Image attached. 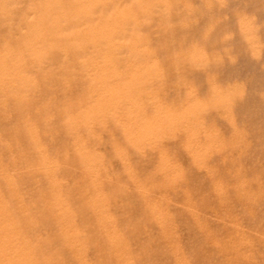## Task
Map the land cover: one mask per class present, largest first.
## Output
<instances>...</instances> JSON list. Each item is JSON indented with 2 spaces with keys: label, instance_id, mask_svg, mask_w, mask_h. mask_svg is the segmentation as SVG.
Returning <instances> with one entry per match:
<instances>
[{
  "label": "rangeland",
  "instance_id": "374dc122",
  "mask_svg": "<svg viewBox=\"0 0 264 264\" xmlns=\"http://www.w3.org/2000/svg\"><path fill=\"white\" fill-rule=\"evenodd\" d=\"M40 1L34 0V4L32 0H0V48L5 40L20 45L24 39H35L38 35L36 38L42 36L43 41L45 38L49 41L55 36L54 22V26L51 23L49 26L33 28L36 20L39 22L47 18L57 20L51 12L49 16L45 15L46 7L49 2L52 3V0ZM74 1H61L69 5L64 4V11H60L57 17L66 18ZM93 1L97 4L95 8L97 14L105 16L107 20L113 15L124 14L121 15L124 16V21L120 29L111 30L110 25L104 26L105 30L102 31L106 34L102 33L104 37L101 43L106 45L113 37L115 48L112 52L115 61L117 65H126L127 72L126 68H123V74L109 75L115 76L116 82L127 84V87L114 94L105 86L102 90L94 91L95 93L92 91V94L88 88L94 82L92 76L94 74H28L35 79L38 86L36 90H40H37L39 96L36 94L27 97L29 102L31 100L35 102V110L34 107L29 110L32 112L31 115L27 112L28 107L18 105L11 97L12 101L8 99L9 96L5 95L6 98L2 93V96L0 94V183L4 184H0V201L3 207L11 212L19 211V207H26L22 221L15 225L14 230L9 228V232L12 233L31 221L32 224L26 230L28 233L26 235L29 237L25 240L28 243L23 241V250L36 255L42 248L44 254L54 257L52 264H264V0H107L105 3L101 0ZM57 3L60 2L53 0V4ZM39 11L41 14L44 13L42 14L44 17H41V14L37 15ZM7 12L8 14L10 12L11 16L7 15ZM93 13L96 14L94 11ZM101 24L105 25L106 22L102 20ZM77 26L72 20L70 23L65 22L63 34H66V38L54 37L57 43L68 46L70 57L74 58L82 53L79 49L76 51L73 48L75 47L73 36L79 31ZM19 28L24 29L21 31ZM45 28L48 30L46 31ZM79 29L81 32L79 31L78 35H87L86 42L83 40V46L89 47L93 41L92 32L85 24ZM73 32L75 33L72 34ZM42 33L49 34L50 38ZM100 34L98 32L99 36ZM27 46L29 45L23 46L25 51L23 47L20 48L22 55H20L21 61L16 65L18 69H26L28 61L33 59V55L30 54L33 50ZM49 52L51 55H58L55 49L51 48ZM132 66L133 69L141 70V74H130ZM150 69H152L150 74H143ZM49 76L71 80V85L76 80L72 85L75 93L72 95L71 108L76 117L79 116V122H82L77 128L75 126L74 128L72 123H68L69 118L65 116L68 102L63 96L67 90L66 85L62 86V83L56 81L49 85L46 82ZM110 92L113 95L109 94ZM89 94L92 99L89 98ZM94 94H97L96 98ZM84 95L86 98L83 97ZM87 97L89 101L95 103H91L89 122L85 123L82 121L84 118L82 113L85 107L84 100H88ZM101 98L104 102L99 101ZM50 103H56L55 107L57 106L56 110H58L48 108L47 112L46 107ZM104 103H107V108ZM109 103L113 105L110 106ZM116 105L117 107H114ZM23 107L26 108V116L30 115L34 120L29 117H24L23 120L26 114ZM109 108L119 109L110 112ZM138 113L140 116L137 117ZM20 115H22L21 123L18 120ZM41 115H44L45 119H42L44 116ZM134 118H137L136 121ZM27 122L30 123V127ZM34 126L37 127L36 130ZM142 126L145 128L143 132ZM147 129L150 136L146 135ZM78 130L81 131L77 132ZM187 133H191L186 137L188 140L185 138ZM11 134L15 135V138ZM193 135L198 138L197 142ZM76 136L83 139L82 146L76 142ZM35 138L40 139L42 143L40 150L35 146ZM192 138L195 140L192 141ZM4 140L6 141L3 144ZM51 140L54 142L51 143ZM157 140L161 141L157 143ZM153 141H156V145H151ZM142 143L148 146L145 147ZM32 146L33 150L30 149ZM83 150L91 152V165L81 160ZM161 151L165 154H161ZM198 151L199 153L196 154ZM41 152L39 160L36 156L38 157ZM51 154L53 155L50 156ZM31 156H33L32 162L29 160ZM45 156H49L52 165L42 168V157ZM55 156L57 158H54ZM166 160H171L176 170L169 165L170 161L167 163ZM24 161L27 163L24 164ZM166 163L168 168L165 166ZM64 164L67 166L64 167ZM14 165L23 169H18ZM158 165H160L159 172L156 170L159 168ZM12 167L18 169L16 175L19 177L15 175V178L16 170H12L14 169ZM155 170L157 172H153ZM151 172H153L152 176ZM157 173L162 175L164 173V180L159 174L163 181H157L159 179ZM62 174L63 176H60ZM30 176L32 179H29ZM37 176L42 178L36 179ZM152 177L155 180L151 182ZM148 181L151 184L148 185ZM40 183L42 186L49 185L43 189ZM36 184L37 187L40 186L39 191L37 190L40 195L38 193V198L34 199ZM19 186L28 188L19 189ZM25 191L34 193V198L30 192L28 193L32 197L27 192L24 193ZM5 193L8 195L5 196ZM55 193L64 199V203L50 210L48 205ZM39 197L45 202H41ZM37 201L39 204H45L44 207L42 205L43 211ZM11 203L14 204L9 205ZM30 203L36 204L33 207L30 205L31 210L28 207ZM153 206L158 208L155 209ZM37 209L41 210L40 214ZM148 209L150 212L147 211ZM26 211L32 215V218H29L30 215L28 216ZM32 211L34 214L38 213L39 217L31 214ZM152 213L165 215L162 216L165 218L164 225L155 224L156 220L153 219L155 216ZM25 215L28 218L24 217ZM42 215L47 219L42 224L44 222L47 224L49 219L52 223L51 225L49 222L50 227L48 224L41 226V228L45 226V231L39 228L41 222H37L44 220H39ZM149 216L153 218L149 219ZM80 219L83 221L80 222ZM52 220L55 223L61 221L56 223L59 229ZM19 224L22 226H18ZM33 224L37 226H32ZM70 224L77 229L75 242H72V237L68 233ZM48 228L56 232L48 234L51 231ZM29 229H34L33 234L36 232V236H32V231L29 233ZM37 233L38 235L43 233L44 240L37 236ZM30 237L36 241L29 240ZM37 237L41 240L38 241ZM55 240L56 243L53 244ZM58 240L63 246L59 245ZM32 241L36 246L32 245ZM46 241L49 242L45 243ZM148 244L150 245L147 246ZM30 246H33L32 250H28ZM44 247L51 251L44 252ZM142 248L146 252L149 250L151 256ZM141 254H144L143 257L139 256Z\"/></svg>",
  "mask_w": 264,
  "mask_h": 264
},
{
  "label": "bare ground",
  "instance_id": "6f19581e",
  "mask_svg": "<svg viewBox=\"0 0 264 264\" xmlns=\"http://www.w3.org/2000/svg\"><path fill=\"white\" fill-rule=\"evenodd\" d=\"M33 2L32 3H34L35 4V2H34V0H32ZM36 1V0H35ZM40 1V0H39ZM55 2H56V0H54ZM58 2H60V3H57V4H53V0H52V3H48V5H47V7H46V16H49V13L51 12V13H53L54 14V17L55 18H57V20H52V19H48L47 17V19H44L43 21H42V19H41V21L39 22V20H36L34 23H33V28H35V27H37L38 26V28H39V26H43V27H45V26H49V24H53V22L56 24H53V26L55 25V29L53 28V26H51L53 29H54V31H53V33H55V38H60V37H64L65 36V38H66V34H63V32H64V30H65V27H64V23L65 22H67V23H70L71 22V20H72V22H75V24H76V26L77 25H79V26H77L78 27V30L81 32V29H79V27L81 26V25H86V27L92 32V38H93V41H92V43L90 44V46L89 47H85V46H83V40H85V42H86V37H87V35L85 34V35H78V34H80L79 33V31H78V33H75V32H73L72 34H74L75 33V35L73 36L74 37V39L75 40H73V44H74V46L75 47H73V48H75V50L77 51V49H79L82 53L78 56V57H70V49L68 48V46L67 45H65V44H63V43H57L56 41V39L54 38V37H51V39L49 40V41H46V38H45V41H43L42 39L44 38V37H40V38H36V37H38V36H36L35 37V39H28V40H25L24 38H22V36H21V39L23 40L24 39V41H22L21 42V44H22V46H21V44L20 45H17V44H13V43H11V42H6V40L4 41V44L1 46V48H0V94L2 93L4 96L5 95H7V96H9L8 97V99H14L17 103H18V105H21V106H26V107H28L27 108V112H29L30 113V115H31V111H29L30 110V108L31 109H33V107H34V105H35V102L33 101L32 102V100L29 102L28 100H27V97L30 95H36V94H38L37 96H39V93H38V91L37 90H39V89H37L36 90V88L38 87L37 86V84H36V82H35V79L33 78V77H31V76H29L28 74H94V75H92L93 76V79H94V82H93V84L88 88V91L90 90L91 92L93 91H96V90H102V88L103 87H108L107 89L109 90V91H111L112 93H114V92H116V91H118V93H119V91H121V90H125L126 89V85L127 84H125V85H123V84H121V83H118V82H116V77L115 76H113V75H109V74H123V71L124 70H122L123 68H126V72H127V66L125 65V66H123V65H117V63H116V61H115V58H114V55H113V49L115 48L114 47V42H113V40H112V38L113 37H111L112 36V34L110 35V37H111V40L106 44V45H102V43H101V40H103V37L104 36H102V33H105V32H103L102 30H105V28H104V26H109L110 27V29L111 30H118V29H120L121 27H122V25H123V19H124V16H121V15H124V14H117L116 16H114L113 15V17H111V18H109L108 20L106 19V17L105 16H103V15H99V14H97V12L95 11V8L97 7V4L96 3H94V1L93 0H75L74 2H73V4L71 5V3H70V5H71V7H70V12H69V14L68 15H66L67 17L66 18H58L59 17V13H60V11H64L63 9L65 8V7H63V5L64 4H66V3H62L61 1H63V0H61V1H59V0H57ZM103 3H105L107 0H101ZM65 2V1H64ZM96 2V1H95ZM13 3H14V1H13ZM40 3H41V1H40ZM68 3H69V1H68ZM67 3V4H68ZM66 4V5H67ZM69 5V4H68ZM6 6V5H5ZM32 6H33V4H32ZM36 7H37V2H36V5H35ZM34 6V7H35ZM4 7V6H3ZM11 7V6H10ZM69 7V6H68ZM66 8H67V6H66ZM4 9H6L5 7H4ZM33 7H32V14H33ZM41 9H42V7H41ZM8 10V9H7ZM29 11V12H30ZM40 11H42V10H40ZM40 11H39V14H37V15H40L41 13H40ZM93 11L96 13L95 15H94V13H93ZM5 13H6V11H4ZM30 12V13H31ZM67 12H68V10H67ZM118 12V11H117ZM116 12V13H117ZM4 13V14H5ZM29 13V14H30ZM13 14V13H12ZM28 14V13H27ZM42 14H44V13H42ZM42 14H41V17H44V16H42ZM7 15H9V16H11L10 15V12H9V14H8V12H7ZM57 15H58V17H57ZM28 16V15H27ZM30 16H32V15H30ZM29 16V17H30ZM34 17H35V13H34ZM33 16H32V18H34ZM27 20L29 19V18H26ZM25 19V20H26ZM36 19H39V18H36ZM11 20V19H10ZM9 20V21H10ZM24 20V21H25ZM102 20H104L105 22H106V24L104 25H102L101 24V21ZM22 21V20H21ZM137 21V20H136ZM25 23H27V24H29L28 22H25ZM32 23V22H31ZM19 25V24H18ZM22 25H24L23 23H22ZM30 25V24H29ZM11 27V26H10ZM76 27V28H77ZM26 30H27V28H26V26L24 27ZM24 28H22V29H24ZM13 29V28H12ZM18 29V28H17ZM20 29V28H19ZM22 29H20L21 31H22ZM30 29L32 30V28L30 27ZM46 29V28H45ZM19 30V31H20ZM29 30V29H28ZM38 30H40V29H38ZM48 30V28L46 29V31ZM24 31V30H23ZM36 31H37V29H36ZM41 31V30H40ZM10 32V31H9ZM31 32V31H30ZM29 32V33H30ZM38 32V31H37ZM42 32H44V31H42ZM98 32H100L101 34H100V36L98 35ZM13 33V32H12ZM11 33V34H12ZM17 33H18V31H17ZM22 34V33H21ZM25 34V33H24ZM33 34V33H32ZM39 34H41V32L39 33ZM43 34V33H42ZM71 34V35H72ZM106 34V33H105ZM13 35V34H12ZM43 35H45V33L43 34ZM46 35H48L47 37H49V34H46ZM45 35V36H46ZM19 36V35H18ZM32 36V35H31ZM89 36V35H88ZM24 37H26V36H24ZM71 36L69 35L68 36V38H70ZM27 38V37H26ZM50 38V37H49ZM49 38H47V39H49ZM21 41V40H20ZM88 41V40H87ZM84 42V43H85ZM87 43H90V42H87ZM86 43V44H87ZM85 44V45H86ZM26 45H29V46H27L28 48H32V50H33V52L32 53H30L31 55H33L32 57H33V59H31V61H28V66L26 67V69H21V68H17V64H19V63H17V62H19V61H21V56L20 55H22L20 52H21V47H23V46H26ZM26 47V48H27ZM25 47H23V49H24ZM28 48H27V50H28ZM51 48L52 49H55V51L57 52V54L58 55H54V54H50V50H51ZM139 49V48H138ZM24 51H25V49H24ZM54 51V50H53ZM23 53V52H22ZM29 53V52H28ZM28 53H26V55L28 54ZM29 55V54H28ZM26 57V56H25ZM153 59H154V57H153ZM24 61H26V60H24ZM23 62V61H22ZM21 62V63H22ZM25 63V64H26ZM151 63V62H150ZM23 65V64H22ZM146 65H147V63H146ZM26 66V65H25ZM146 67V66H145ZM130 68H132V71H131V73L130 74H141V70H138V68L136 69V68H134L133 69V66L132 67H130ZM151 71H152V69H150L149 71H145L143 74H150L151 73ZM10 74H17V75H15V76H11ZM45 76V75H44ZM59 77H61V76H59ZM63 77V76H62ZM90 78H91V76H89ZM71 79H72V77H71ZM38 80V79H37ZM44 80V79H43ZM119 80V79H118ZM57 82V83H59V84H61L62 86H65L66 88H67V90H66V93L64 94V99L68 102V104L66 105V107H67V109H66V112H65V116L66 117H68L69 118V122L68 123H72L73 124V127L75 126L76 128H77V126H80V124L82 123L81 121L79 122V116H78V118L76 117V115H75V113L73 112V109L71 108L72 106L71 105H73L72 104V101H73V93H75V90L73 89V87H72V85H73V83H76V80H74V82L72 83V85H71V80H66V78H57V79H55L54 77H52V76H49V78H47V80H46V82L50 85V83L51 84H53L54 82ZM39 82H41V81H39ZM123 82H125V81H123ZM56 83V84H57ZM65 84V85H64ZM38 85H40L39 83H38ZM44 85V84H43ZM42 86V85H41ZM52 86V85H51ZM51 86H49V89L51 88ZM149 86V85H148ZM44 87H45V85H44ZM43 88V86L41 87V90H43L42 89ZM80 88V87H79ZM46 89H47V87H46ZM87 89V88H86ZM104 89H106V88H104ZM40 91V90H39ZM91 92H89V93H91ZM93 92H92V94H93ZM105 92H107V91H105ZM109 93V94H112V93ZM95 93V92H94ZM98 93V92H97ZM2 94H1V96H2ZM42 93H40V95H41ZM46 94V93H45ZM52 94V93H51ZM57 94V93H56ZM99 94V93H98ZM114 94H117V93H114ZM47 95V94H46ZM49 95V94H48ZM90 95V94H89ZM88 95V96H89ZM95 95V94H94ZM93 95V96H94ZM97 95V94H96ZM96 95H95V97L94 98H96ZM103 95V94H102ZM106 95H107V93H106ZM113 95V94H112ZM7 96H5L6 98H7ZM104 96H105V94H104ZM109 96H111V95H109ZM108 96V97H109ZM142 96V95H141ZM11 97V98H10ZM81 97V96H80ZM83 97H85L86 98V96L84 95ZM100 97V96H99ZM103 97V96H102ZM117 97V96H116ZM144 97V96H143ZM30 98H34L35 99V97H30ZM40 98H41V96H40ZM53 98V97H52ZM82 98V97H81ZM89 98L90 99H92L91 98V95L89 96ZM110 98H112L113 99V97H110ZM109 98V100L110 101H112L111 99ZM5 99V98H4ZM12 99H11V101H12ZM76 99V98H75ZM74 99V100H75ZM84 99V98H83ZM87 99H88V97H87ZM104 99H106V98H104ZM108 99V98H107ZM86 100V99H85ZM84 100V102H85V107L83 108V113H82V115H83V117L84 118H82V121L84 122L85 121V123H88L89 122V113H90V111H91V103H93V102H91V101H89V99L88 100H86L85 101ZM97 100H98V98H97ZM108 100V101H109ZM122 100V99H121ZM125 100V99H124ZM8 101V100H7ZM47 101V100H46ZM99 101H103L104 102V100L101 98V100L99 99ZM98 101V102H99ZM115 101V100H114ZM83 102V101H82ZM97 102V101H96ZM7 103H10V102H7ZM41 103V102H40ZM95 103V102H94ZM93 103V104H94ZM114 103V102H113ZM113 103L111 104V103H109L110 104V106L111 105H113ZM37 104V103H36ZM44 104V103H43ZM56 104V103H55ZM55 104H51L50 103V105L48 106V107H46L47 108V112H48V108L51 110V109H54V110H56V107H55ZM17 105V104H16ZM38 105V104H37ZM65 105V104H64ZM101 105V104H100ZM99 105V106H100ZM107 105V103H104V106H106ZM122 105V104H121ZM120 105V106H121ZM125 105H126V103H125ZM46 106V105H45ZM98 106V107H99ZM104 106L102 107L103 109H104ZM108 106V105H107ZM107 106H106V108H107ZM118 106H119V103H118ZM129 106V105H128ZM136 106H137V104H136ZM43 107V106H42ZM74 108H76L75 106H73ZM114 107H117V105L116 106H114ZM122 107H124V106H122ZM20 108V107H19ZM24 109H25V116H23V120H24V117H29V119H31L32 118V116L30 117V115L29 116H26L27 115V112H26V108L25 107H23ZM35 108L36 107H34V110H35ZM58 108V107H57ZM101 108V107H100ZM112 108V107H111ZM120 108V107H119ZM118 108V109H119ZM125 108V107H124ZM123 108V109H124ZM126 108H127V105H126ZM129 108V107H128ZM41 109V108H40ZM77 109H78V106H77ZM110 109V108H109ZM117 109V108H116ZM116 109H114L115 111H116ZM117 109V110H118ZM39 110V108H37V111ZM44 110H46V109H44ZM49 110V111H50ZM58 110V109H57ZM56 110V111H57ZM79 110V109H78ZM77 110V111H78ZM93 110V109H92ZM113 110V109H112ZM111 109H110V112L112 111ZM114 110H113V112H114ZM36 111V112H37ZM80 111V110H79ZM78 111V112H79ZM35 112V111H34ZM35 112V113H36ZM43 112V111H42ZM42 112H38V114H42ZM121 112V111H120ZM120 112H118V114L120 113ZM77 113V112H76ZM106 113H107V111H106ZM109 113V112H108ZM43 114H45V113H43ZM61 114V113H60ZM80 114V113H79ZM123 114V113H122ZM125 114V113H124ZM134 114V113H133ZM15 115H16V113H15ZM22 115H24V113H22ZM22 115H20V119H18V120H20V123L22 122L21 120V116ZM37 115V114H36ZM35 115V116H36ZM46 115V114H45ZM91 115V114H90ZM126 115V114H125ZM128 115V114H127ZM132 115V114H131ZM135 115V114H134ZM140 116V114L138 113V114H136V116ZM163 115V114H162ZM41 116H44V115H41ZM81 116V115H80ZM137 116V117H138ZM142 116V115H141ZM5 117V116H4ZM16 117V116H15ZM37 117V116H36ZM61 117V116H60ZM116 117H118V115L116 116ZM122 117V116H121ZM128 117V116H127ZM33 118H34V116H33ZM39 118V117H38ZM38 118H37V120H38ZM51 118H53L52 116H51ZM129 118V117H128ZM12 119V118H11ZM11 119H8L9 121H11ZM25 119H27V118H25ZM40 119V118H39ZM42 119H45V116H44V118H42ZM110 119H111V117H110ZM117 119V118H116ZM122 119V118H121ZM127 119V118H126ZM129 119H131V118H129ZM137 119V118H136ZM136 119L134 118V120L136 121ZM140 119V118H139ZM144 119V118H143ZM149 119V118H148ZM7 120V119H6ZM31 120H34V119H31ZM60 120V119H59ZM91 120V119H90ZM93 120V119H92ZM113 120V119H112ZM133 120V119H132ZM142 120V119H141ZM14 121V120H13ZM27 121H30V120H27ZM40 121V120H39ZM49 121H50V118H49ZM62 121V120H61ZM117 121H119V120H117ZM123 121H125V120H123ZM131 120H129V123H131L130 122ZM135 121H133V122H135ZM152 121V120H151ZM175 121V120H174ZM31 122V121H30ZM33 122V121H32ZM31 122V123H32ZM35 122V121H34ZM43 122V121H42ZM46 122V121H45ZM51 122H53V120L51 121ZM128 121L126 120V123H127ZM138 122H139V120H138ZM183 122V121H182ZM1 123V122H0ZM15 123V122H14ZM28 123V126H29V122H27ZM116 123V122H115ZM119 123V122H118ZM122 123V122H121ZM120 123V124H121ZM124 123V122H123ZM141 123V122H140ZM144 123V122H143ZM148 123V122H147ZM146 123V124H147ZM158 123V122H157ZM181 123V122H180ZM7 124H9V123H7ZM11 124V123H10ZM25 125H26V123H24ZM34 124H37V123H34ZM43 124V123H42ZM47 124H48V122H47ZM46 124V125H47ZM66 124V123H65ZM135 124H138L137 122H135ZM3 125V124H2ZM51 125V124H50ZM67 125V124H66ZM125 125V124H124ZM134 125V124H133ZM142 125V124H141ZM150 125H151V123H150ZM153 125V124H152ZM181 125H182V123H181ZM7 126V125H6ZM27 126V125H26ZM26 126H25V128H26ZM38 126H40V125H38ZM88 126V125H87ZM122 126V125H121ZM127 126V125H126ZM137 126V125H136ZM147 126V125H146ZM154 126H156L155 124H154ZM153 126V127H154ZM178 126V125H177ZM241 126V125H240ZM4 127V126H3ZM30 127V126H29ZM35 127V130L37 129V127L36 126H34ZM45 127H47V126H45ZM74 127V128H75ZM86 126L84 125V128H85ZM122 127H124V126H122ZM157 127V126H156ZM161 127V126H160ZM185 127L187 128V126L185 125ZM18 128V127H17ZM80 128V127H79ZM78 128V129H79ZM83 127H81V129H82ZM140 128V127H139ZM142 128H143V130H142ZM150 128H151V126H150ZM26 129H28V131H29V128L27 127ZM86 129H88V128H86ZM126 129V128H125ZM131 129V128H130ZM138 129V128H137ZM144 127L142 126L141 127V130H142V132L144 131ZM149 129V128H148ZM148 129H147V131H146V133L147 132H149L148 131ZM14 130H16V129H14ZM84 130V129H83ZM82 130V131H83ZM155 130V129H154ZM159 130V129H158ZM179 130V129H178ZM181 130V129H180ZM4 131H5V129H4ZM13 131V130H12ZM25 131V130H24ZM65 131V130H64ZM81 130H78L77 132H80ZM126 131V130H125ZM130 131V130H129ZM156 131V130H155ZM2 133H3V130L1 131ZM14 132V131H13ZM20 132H22V130L20 131ZM30 132V131H29ZM84 132V131H83ZM137 132V131H136ZM135 132V133H136ZM139 132H140V130H139ZM138 132V133H139ZM175 132H176V129H175ZM16 133V132H15ZM39 133H40V131H39ZM56 133V132H55ZM129 133H131V131L129 132ZM128 133V134H129ZM137 133V134H138ZM172 133H174V132H172ZM195 135H197L195 132H193ZM21 134H23V133H21ZM25 134V133H24ZM29 134H31V133H29ZM33 134H34V132H33ZM58 134H59V132H58ZM58 134L56 135V136H58ZM74 134V133H73ZM72 134V135H73ZM145 134V133H144ZM150 134H151V131H150ZM189 134H191V133H187L186 134V136H185V138L189 135ZM2 135V134H1ZM9 135H10V133H9ZM11 135H13V134H11ZM26 135V134H25ZM28 135V134H27ZM32 135V134H31ZM40 135V134H39ZM42 135V134H41ZM76 135V134H75ZM82 135V134H81ZM140 135V134H139ZM147 136L149 135V133H147L146 134ZM152 135H153V133H152ZM154 135H155V133H154ZM158 135V134H157ZM2 136H4V134L2 135ZM6 136H8V134L6 135ZM15 135H13V137H14ZM29 136V135H28ZM34 136V135H33ZM45 136V135H44ZM62 136V135H61ZM132 136V135H131ZM141 136V135H140ZM139 136V137H140ZM150 136V135H149ZM9 137H11V136H9ZM24 137V136H23ZM47 137V136H46ZM75 137V136H74ZM143 137V136H142ZM159 136H157V138H158ZM164 137H165V135H164ZM190 137H192V136H190ZM193 137H194V135H193ZM4 138V137H3ZM15 138V137H14ZM16 138H17V136H16ZM29 138H32V137H29ZM34 138V137H33ZM45 138V137H44ZM48 138V137H47ZM55 138V137H54ZM53 138V139H54ZM141 138V137H140ZM153 139H156L155 137H152ZM194 138H196L197 140H195ZM194 138H192L193 140L192 141H198V138L195 136ZM8 139V138H7ZM49 139V138H48ZM47 139V140H48ZM51 139H52V137H51ZM76 142L78 143L79 142V144H81L80 146H82L83 145V139L82 138H80V137H77L76 136ZM90 139V138H89ZM136 139V138H135ZM164 139H166V138H164ZM187 140H188V138H186ZM9 140H11V139H9ZM18 141H19V139H17ZM30 140V139H29ZM55 140V139H54ZM57 140V139H56ZM55 140V141H56ZM74 140V139H73ZM140 140V139H139ZM147 140H149V139H147ZM152 140V139H151ZM161 140H163V139H161ZM161 140H159V141H161ZM187 140H186V142H187ZM6 140H4V141H2L3 142V144H4V142H5ZM15 141V140H14ZM32 141V140H31ZM43 141V140H42ZM52 141L53 140H51V143H52ZM135 142L136 141H138V140H134ZM145 141V140H144ZM143 141V142H144ZM158 140H157V143L159 142ZM16 142V141H15ZM54 142V141H53ZM154 142V141H153ZM156 142V141H155ZM151 143V145H156V143ZM165 142V141H164ZM19 143V142H18ZM34 143H35V146H36V148L38 149V150H40L41 149V146H42V143H41V141H40V139H37V138H35L34 139ZM44 143V142H43ZM140 143V142H139ZM138 143V145L140 146V144ZM146 143L147 144H150V142L148 143L147 141H146ZM188 143H190V142H188ZM187 143V144H188ZM195 143V142H194ZM7 144V143H6ZM5 144V145H6ZM31 144V143H30ZM54 145H55V143H53ZM53 144H51V145H53ZM89 144V143H88ZM143 144V143H142ZM145 144V143H144ZM143 144V145H144ZM5 145H3V146H5ZM48 145H50V144H48ZM150 145V146H151ZM189 145V144H188ZM13 146H14V144H13ZM24 146V145H23ZM35 146H34V148H35ZM148 145H146L145 144V147H147ZM150 146L148 147V148H150ZM159 146H160V144H159ZM158 146V148H161L162 150H163V145H162V147H159ZM187 146V145H186ZM191 146V145H190ZM192 146H193V144H192ZM191 146V147H192ZM8 147V146H7ZM18 147V146H17ZM49 147V146H48ZM63 147V146H62ZM143 147V146H142ZM22 148V147H21ZM27 148V147H26ZM26 148H25V150H26ZM33 148V146L30 148V149H32ZM35 148V149H36ZM84 148V147H83ZM82 148V149H83ZM86 148V147H85ZM139 148V147H138ZM155 149L157 148L156 146L154 147ZM189 148V147H188ZM193 149L195 148V147H192ZM28 149V148H27ZM141 149V148H140ZM147 149V148H146ZM160 149V150H161ZM8 150H9V148H8ZM18 150V149H17ZM33 150V149H32ZM159 150V151H160ZM165 150V149H164ZM197 150V149H196ZM21 151H23V150H21ZM47 151V150H46ZM158 151V152H159ZM201 151V150H200ZM31 152H34V151H31ZM48 152H49V150H48ZM52 152H53V150H52ZM58 152V151H57ZM56 152V153H57ZM12 153V152H11ZM19 153V152H18ZM35 153V152H34ZM37 153V152H36ZM40 153V152H39ZM38 153V154H39ZM50 153V152H49ZM55 153V152H54ZM81 153V152H80ZM83 154H81L82 155V159L81 160H83V161H87L88 162V164H92L91 163V159H92V154H91V152H88L87 150H83V152H82ZM161 154H163L162 153V151L160 152ZM197 153H199V151L198 152H196V154ZM79 154V153H78ZM105 154V153H104ZM165 154V153H164ZM168 154V153H167ZM14 155V154H13ZM16 155V154H15ZM17 155H19V154H17ZM16 155V156H17ZM30 155H37V154H32V153H30ZM42 155V152H41V154L40 155H38V157L36 156V158H40L39 156H41ZM53 154H51L50 156H52ZM169 155V154H168ZM58 156V155H57ZM79 156H80V154H79ZM160 156V155H159ZM14 157V156H13ZM22 157V156H21ZM29 157V156H28ZM32 157L33 156H31V158H29V160L32 162ZM81 157V156H80ZM162 157H163V155H162ZM161 157V159H163ZM168 157H170V156H168ZM167 157V158H168ZM18 158V157H17ZM23 158H25V156L23 157ZM27 158V157H26ZM43 159H42V168H44L46 165H52V161H51V159L49 158V156H45V157H42ZM53 158V157H52ZM54 158H57L56 156L54 157ZM60 158V157H59ZM165 158H166V156H165ZM164 158V159H165ZM163 159V160H164ZM170 159V158H169ZM10 160V159H9ZM14 161H15V157H14V159H13ZM18 160H21V159H18ZM25 161H26V159H24ZM28 160V159H27ZM29 160H28V162H29ZM33 160H35L34 158H33ZM40 160V159H39ZM59 160V159H58ZM23 161V160H22ZM24 161V164H26L27 162H25ZM167 161V160H166ZM170 161V164L169 165H171L172 166V162H171V160H169ZM169 161H167V163H169ZM34 162V161H33ZM37 162V161H36ZM58 162V161H57ZM84 162V163H85ZM164 162V161H163ZM160 163V162H159ZM158 163V164H159ZM167 163H166V167H167ZM13 164H15V163H13ZM13 164H12V166H13ZM113 164V163H112ZM7 165V164H6ZM17 165V164H16ZM16 165H14V166H16ZM20 165H21V163H20ZM31 165H32V163H31ZM37 165V164H36ZM162 165V164H161ZM23 166V165H22ZM65 166H67V165H65L64 164V167ZM77 166V165H76ZM163 166H164V164H163ZM165 166H164V168H165ZM17 168L18 167H20V166H16ZM57 167V166H56ZM58 167H59V165H58ZM64 167H61V168H64ZM158 169H156L157 171L160 169V165H158ZM173 167V166H172ZM12 168H14V169H12V170H16L15 169V167H12ZM60 168V167H59ZM162 168V167H161ZM164 168L162 169V171L164 170ZM168 168V167H167ZM174 168V167H173ZM172 168V169H173ZM18 169H23V167L22 168H18ZM17 169V170H18ZM25 169H26V167H25ZM49 169V168H48ZM47 169V170H48ZM57 169V173H58V168H56ZM67 169V168H66ZM171 169V168H170ZM175 169V168H174ZM7 170V169H6ZM17 170L15 171V174H14V176L16 175V172H17ZM64 170V169H63ZM63 170H62V172H63ZM153 171V172H157V171ZM176 170V169H175ZM178 170V169H177ZM236 170V169H235ZM161 171V172H162ZM168 172H169V170H167ZM20 172V171H19ZM153 172H151V176L153 175ZM159 172V171H158ZM160 172V173H161ZM176 172V171H175ZM11 173V172H10ZM27 173V172H26ZM67 173H68V169H67ZM74 173H75V171H74ZM160 173H157L158 174V176H159V174ZM171 173V172H170ZM173 173V172H172ZM8 174V173H7ZM12 174V173H11ZM18 174V173H17ZM25 174V173H24ZM43 174H45V171L43 170ZM59 174H61L60 172H59ZM58 174V175H59ZM64 174V173H63ZM63 174L62 175H60V176H63ZM76 174V173H75ZM88 174V173H87ZM2 175V174H1ZM13 175V174H12ZM19 175H21V173L19 174ZM65 175V174H64ZM82 175V174H81ZM154 175H156V174H154ZM160 175H162V174H160ZM17 176V175H16ZM16 176H15V178H16ZM27 176V175H26ZM29 176V175H28ZM43 176V175H42ZM67 176V175H66ZM65 176V177H66ZM150 176V175H149ZM163 180H164V173H163ZM17 177H19V176H17ZM23 177V175L21 176V178ZM40 178H42L41 176H39ZM39 177L37 176L36 177V179H39ZM79 177V176H78ZM83 177V176H82ZM26 178V177H25ZM29 178V177H28ZM76 178V177H75ZM153 178V177H152ZM159 179L161 178L160 176L158 177ZM18 179H20V178H18ZM29 179H32V177L30 176V178ZM48 179V178H47ZM60 179H62V178H60ZM64 179V178H63ZM67 179V178H66ZM157 180V181H163V180ZM16 181H17V179H15ZM24 180V179H23ZM40 180V179H39ZM150 180H151V178H150ZM155 180V178H153V180H151V182L152 181H154ZM21 181V180H20ZM28 181V182H27ZM27 181H24L25 183L27 182V183H29V180H27ZM31 181V180H30ZM37 181V180H36ZM1 182V181H0ZM18 182V181H17ZM37 182H39V181H37ZM48 182V181H47ZM46 182V183H47ZM50 182V181H49ZM74 182V181H73ZM7 183V182H6ZM31 183H32V181H31ZM71 183V182H70ZM156 183H158V182H156ZM155 183V184H156ZM0 184H2V183H0ZM9 184V183H8ZM20 184H23V183H20ZM30 184V183H29ZM33 184V183H32ZM149 184H151L149 181H148V185ZM153 185H154V182L152 183ZM2 185H4V184H2ZM6 185V184H5ZM19 185V184H18ZM49 185V184H48ZM48 185H46L45 184V186H48ZM64 185H65V183H64ZM63 185V186H64ZM74 185V184H73ZM40 186H42L41 185V183H40ZM40 186L38 185V187L40 188ZM45 186H42L43 187V189H44V187ZM70 186H72V184L70 185ZM1 187V186H0ZM4 187V186H3ZM20 187L22 188H24V189H27V188H25L24 186H19V189H20ZM32 187H34V185H32ZM36 187H37V184H36ZM36 188V194H34L35 195V198H34V195L30 192V191H28V192H30L32 195H33V198L34 199H36V197L38 198V196L40 195V193H39V195H38V193H37V190L39 189V188ZM42 187H41V189L40 190H42ZM66 187H67V185H66ZM5 188V187H4ZM31 188V187H30ZM46 188H48L49 189V187H46ZM46 188H45V192L47 191L46 190ZM63 188H65V187H63ZM33 189V188H32ZM32 189H30V190H32ZM35 189V188H34ZM10 189H8V191H9ZM12 190V189H11ZM68 190H69V188H68ZM33 191V190H32ZM39 191V190H38ZM65 191V190H64ZM72 191V190H71ZM3 192V191H2ZM6 192V191H5ZM27 191H25L24 193H26ZM27 192V193H28ZM42 192V191H41ZM68 192V191H67ZM67 192H65L66 194H67ZM81 192V191H80ZM4 193V192H3ZM9 193V192H8ZM43 193V192H42ZM69 193H70V191H69ZM72 193V192H71ZM13 194V193H12ZM11 194V195H12ZM22 194V193H21ZM29 194V193H28ZM78 194V193H77ZM6 195H8L7 193H5V196ZM25 196H26V194H24ZM49 195V194H48ZM14 196V195H13ZM23 197L24 199H27L26 197L28 196H26V197ZM29 196H31L30 194H29ZM75 196V195H74ZM8 197V196H7ZM32 197V196H31ZM64 197V196H63ZM66 197V196H65ZM67 197H69V196H67ZM30 198V197H29ZM40 199H41V197H39ZM101 198V197H100ZM11 199V198H10ZM103 199V198H102ZM102 199H100L101 201H103ZM243 199V198H242ZM17 200V199H16ZM16 200H14V201H16ZM23 200V199H22ZM29 200V199H28ZM67 200V199H66ZM71 200L72 199H70V202H71ZM157 200V199H156ZM156 200H154V201H156ZM14 201H11V202H14ZM25 201V200H24ZM27 201V200H26ZM30 202H32L31 200H29ZM34 201H36V200H34ZM39 201V200H38ZM38 201H37V203H38ZM48 201V200H47ZM8 202H9V200H8ZM41 202H45V201H42V199H41ZM157 202H158V200H157ZM234 202V201H233ZM28 203V202H27ZM36 203V202H35ZM34 203V204H35ZM36 203V204H37ZM43 203L42 204H39V205H41V207H39V205H38V207L39 208H42V205H43ZM64 203V199L61 197V196H59L57 193H55L54 194V196H53V199H52V201H51V203H49V205H48V208L50 209V210H53L56 206H60V205H62ZM77 203V202H76ZM138 203V202H137ZM12 204H14V203H11V204H9V205H12ZM21 204V203H20ZM20 204H18V205H20ZM32 203H30L29 204V209L31 210V208H30V205H31ZM33 204V205H34ZM35 204V205H36ZM70 204H72V203H70ZM78 204V203H77ZM141 204V203H140ZM139 204V205H140ZM153 204V203H152ZM33 205H31V207H33ZM154 205V204H153ZM156 205H158V203L156 204ZM238 205V204H237ZM14 206V205H13ZM45 206V204L43 205V207ZM71 206V205H70ZM36 207V206H35ZM37 207V208H38ZM155 209H157L158 208V206H157V208L155 207V206H153ZM152 207V208H153ZM14 208H15V206H14ZM20 209H19V211H16L15 209V211L16 212H11L10 210H8L7 208H4L3 207V203L0 201V264H52L53 263V259H54V257L53 256H47L46 254H44L43 253V251H42V248H41V250L39 249V247H37L39 250L37 251V253H36V255H31V254H29V253H26L24 250H23V247H22V243H23V241L27 238V237H29V236H27L26 234H28L27 232H26V230H28L27 228H29L30 227V224H32L31 223V221H29V219H27L29 222V224H26V225H24V226H22V224H19L18 226H22V227H16L17 229L15 230V231H13L12 233H10L9 232V228L11 229H13L14 227H15V225H17V223H19L20 221H22L21 219H22V214H23V212H24V210L26 209V207L24 206L23 208H21V207H19ZM38 208V209H39ZM73 208H75L74 206H73ZM119 208V207H118ZM38 209H37V211H38ZM43 209L44 208H42V211H43ZM12 210H13V208H12ZM76 210V209H75ZM142 210V209H141ZM218 210H220V209H218ZM34 211H36V209L34 210ZM34 211H32V212H30L31 214H34L33 212ZM39 211H41V210H39ZM38 211V212H39ZM45 211V210H44ZM83 211V210H82ZM122 211V210H121ZM148 212H150L149 211V209L147 210ZM154 211V210H153ZM153 211H151V212H153ZM161 211V210H160ZM77 212V211H76ZM91 212H93L92 210H91ZM110 212V211H109ZM156 212H159V211H156ZM16 213V214H15ZM26 213H27V211H26ZM36 213V212H35ZM42 213V212H41ZM161 213H163V214H165L164 212H161ZM28 214V213H27ZM38 214V213H37ZM37 214H34L36 217L38 216ZM39 214H40V212H39ZM44 214V213H43ZM75 214V213H74ZM129 214V213H128ZM163 214H158V213H156V214H153L152 213V215L153 216H155V218H153V216L152 217H150L149 216V219L150 218H153V219H155L156 220V222H155V224H160V225H164V223H165V215H163ZM30 214H28V216H29ZM33 215V218L35 219L36 217ZM78 215V214H77ZM101 215V214H100ZM126 215V214H125ZM149 215V214H148ZM151 215V214H150ZM71 216H73V215H71ZM162 216H164V217H162ZM24 217H26V218H28L26 215L24 216ZM39 217V216H38ZM41 217V216H40ZM44 216L42 215V218H39V220L40 219H44L43 218ZM46 217V216H45ZM76 217V216H75ZM29 218H32V215H30V217ZM33 219V220H34ZM148 219V218H147ZM153 219H151V221H155V220H153ZM32 220V219H31ZM45 220H47V219H44V220H41V221H37V222H41V224H42V222L43 221H45ZM51 219H49L48 221L51 223V221H50ZM34 221H36V219L34 220ZM53 221V220H52ZM83 221V220H82ZM81 221V219H80V222H82ZM131 221V220H130ZM147 221H149V220H147ZM23 222H24V220H23ZM49 222L47 223L48 225H49V227H50V224H49ZM54 222V221H53ZM59 222V221H58ZM58 222H56L57 224H58ZM61 222V221H60ZM59 222V223H60ZM243 222V221H242ZM33 223H35V222H33ZM39 223H38V225H39ZM45 223V222H44ZM43 223V224H44ZM55 222L53 223V224H56ZM36 224V223H35ZM40 224V226H39V228H41V226L43 227V224L41 225ZM47 224H44V225H47ZM56 224V227H58V225ZM259 224V223H258ZM51 225H52V223H51ZM87 225V224H86ZM32 226H37V225H32ZM53 227H54V225H53ZM53 227L51 226V228L53 229ZM123 227V226H122ZM137 227V226H136ZM143 227V226H142ZM161 227V226H160ZM38 228V230H40ZM51 228L49 229V231L51 230ZM158 228V227H157ZM163 228V227H162ZM161 228V229H162ZM166 228H167V226H166ZM36 229V228H35ZM43 231H45L46 229H45V226H44V228H41ZM54 229H55V227H54ZM54 229H53V231H54ZM57 229V228H56ZM58 229H59V227H58ZM57 229V232L59 231ZM14 230V229H13ZM69 231H68V233L71 235V237H72V242H75V240H76V236H77V229L72 225V224H70V226H69V229H68ZM82 230V229H81ZM252 230V229H251ZM32 231V236H36V232L33 234V232H34V229L33 230H31V229H29V233ZM37 231V230H36ZM84 231H85V229H84ZM47 232V231H46ZM55 232H56V230H55ZM55 232H52V230L50 231V232H48V234H51V233H55ZM39 233V232H38ZM38 233H37V236H40V237H42L43 238V236L42 235H44L43 233H42V235H38ZM181 234V233H180ZM56 235V234H55ZM86 235V234H85ZM98 235V234H97ZM46 236V235H45ZM53 236H54V234H53ZM259 236V235H258ZM49 237V236H48ZM83 237H85V236H83ZM38 238L39 237H37V240H38ZM45 238V237H44ZM44 238H43V240H44ZM52 238V237H51ZM55 238V237H54ZM30 239H33L34 240V238H32V237H30L29 238V240ZM47 239H50V238H47ZM98 239H99V237H98ZM150 239V238H149ZM39 240H41V239H39ZM38 240V241H39ZM59 240H61L62 241V239H59ZM59 240H58V243H59V245H61L60 244V242H59ZM97 240V239H96ZM34 241H36V240H34ZM37 241V242H38ZM52 241V240H51ZM33 242V241H32ZM49 241H46L45 243H48ZM25 243L27 244L28 242L25 240ZM25 243L23 244V246L25 245ZM42 243H43V241H42ZM53 244L54 243H56V240L54 241V242H52ZM52 243H51V245H50V248L45 244V246H47L49 249H51V246H52ZM100 243V242H99ZM35 245L36 246V243H32V245ZM44 244V243H43ZM86 244V243H85ZM55 245H57V244H55ZM150 244H148L147 246H149ZM40 246V245H39ZM54 246V245H53ZM58 246V245H57ZM61 246H63V245H61ZM147 246H145V247H147ZM31 248L29 249L28 248V250H32V248H33V246H30ZM41 247V246H40ZM42 247H43V245H42ZM46 247V248H47ZM55 248H56V246H54ZM60 247V246H59ZM143 247V246H142ZM35 248V247H34ZM45 247H44V252H48V251H51V250H49V249H46ZM144 248V247H143ZM142 248V249H143ZM25 249V248H24ZM45 249H46V251H45ZM141 249V250H142ZM147 249V248H146ZM150 249V248H149ZM48 250V251H47ZM141 250H140V252H141ZM144 251H145V249H143ZM35 251V250H34ZM42 251V252H41ZM149 250H147V252H148ZM27 252H29V251H27ZM33 252V251H32ZM114 251L112 250V253H113ZM146 252V251H145ZM144 252V253H145ZM146 252V253H147ZM92 253V252H91ZM66 254H67V252H66ZM147 254H149V256H151V254L148 252ZM147 254H145V256L147 257ZM59 255H60V253H59ZM144 255V254H143ZM143 255L141 254V255H139L140 257H143ZM61 256V255H60ZM139 256L137 257V258H139ZM58 258V257H57ZM93 258H95V257H93ZM93 258H92V260H93ZM149 258V257H148ZM141 259V258H140ZM144 259V258H143ZM142 259V260H143ZM56 260V259H55ZM60 260V259H59ZM90 260V259H89ZM139 260V259H138ZM142 260H140V262L142 261ZM62 261V260H61ZM56 262V261H55ZM96 263V262H95ZM130 264H132V263H130Z\"/></svg>",
  "mask_w": 264,
  "mask_h": 264
}]
</instances>
